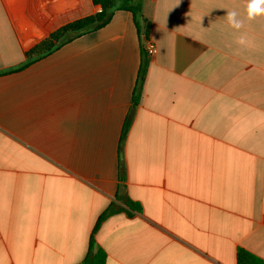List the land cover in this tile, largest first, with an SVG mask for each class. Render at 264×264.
Listing matches in <instances>:
<instances>
[{"label": "crops", "instance_id": "0c3cea01", "mask_svg": "<svg viewBox=\"0 0 264 264\" xmlns=\"http://www.w3.org/2000/svg\"><path fill=\"white\" fill-rule=\"evenodd\" d=\"M246 3L143 0L12 70L101 6L0 0V264H81L112 207L105 264L264 260V16L225 18Z\"/></svg>", "mask_w": 264, "mask_h": 264}, {"label": "trees", "instance_id": "16d2710c", "mask_svg": "<svg viewBox=\"0 0 264 264\" xmlns=\"http://www.w3.org/2000/svg\"><path fill=\"white\" fill-rule=\"evenodd\" d=\"M93 3L95 5L101 6L100 12L70 22L69 24L56 30L46 40L36 45L32 50L27 52L26 55L29 58L28 63L12 70H21L31 64L33 61H36L46 56L47 54L59 49L64 44L84 34L101 29L111 21L116 10H126L132 12L137 22H139V20L143 18V0H93ZM145 35L149 36L148 29L146 30ZM146 67L147 64L144 62L142 64L138 78V91H141L143 88V83L145 80L144 76L146 75ZM127 203L128 207H130L131 210H135V208L137 209V205L135 203L131 201H128ZM115 212H117L115 208H109L108 212H106V214L100 218L98 225L93 232L89 253L87 254L86 258H84L81 264H105V258H107L106 252L95 244L94 235L101 221L109 214L111 215ZM237 264H264V260L250 253L249 251L240 248L237 252Z\"/></svg>", "mask_w": 264, "mask_h": 264}, {"label": "clouds", "instance_id": "9594fccd", "mask_svg": "<svg viewBox=\"0 0 264 264\" xmlns=\"http://www.w3.org/2000/svg\"><path fill=\"white\" fill-rule=\"evenodd\" d=\"M262 16H264V0H247L245 18H241L236 10H227L225 18L228 26L239 32L244 27L245 19L247 21H253ZM236 43L241 47L249 46V41L244 35H240Z\"/></svg>", "mask_w": 264, "mask_h": 264}, {"label": "built area", "instance_id": "2783aa9c", "mask_svg": "<svg viewBox=\"0 0 264 264\" xmlns=\"http://www.w3.org/2000/svg\"><path fill=\"white\" fill-rule=\"evenodd\" d=\"M142 48L143 51L147 54L148 57H154L158 53V48L155 43L150 39L149 36H146L145 33L142 37Z\"/></svg>", "mask_w": 264, "mask_h": 264}]
</instances>
